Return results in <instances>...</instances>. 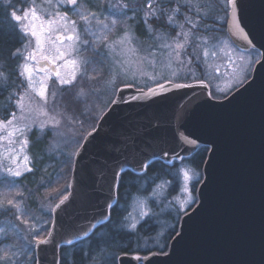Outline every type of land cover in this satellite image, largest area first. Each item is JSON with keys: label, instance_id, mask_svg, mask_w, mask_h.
I'll return each instance as SVG.
<instances>
[{"label": "snow or ice", "instance_id": "snow-or-ice-1", "mask_svg": "<svg viewBox=\"0 0 264 264\" xmlns=\"http://www.w3.org/2000/svg\"><path fill=\"white\" fill-rule=\"evenodd\" d=\"M19 5V6H18ZM205 4L203 0H137L134 6L121 2L114 5L111 0H3L5 17L14 26L15 33L18 34L22 47H16L9 52V57L16 61L11 74L17 76L20 84L10 81L9 77H4L0 71V83H6L12 91L9 100L12 102V109L3 116H0V142H3V153H0V168L11 177L22 176L21 167L25 171H32L29 167V157L24 155V150L29 144V136L33 131L45 133L50 130L58 135L64 136L62 124L71 121L75 131L66 140L69 147L76 151L69 154L66 163H71L73 157L78 164L86 150L87 145L96 139L99 128L95 121L107 119L108 114L120 104H130L133 101L151 100L158 95H164L167 91L179 90L200 86L207 90V85L200 83L192 85L189 83L177 82L186 80L187 76L179 73L174 74V78H162L156 80L155 88H148L147 92L140 91L138 96L134 95L132 100H125L123 88L119 87L117 81H112L113 90L117 92L116 98L111 100V107L103 117L95 115L91 108L85 107L79 114L67 116L59 111V94L69 88H73L84 78L88 72V65L92 61L85 57L80 58L82 49L92 48L96 56L104 57L103 51H97L95 45L106 44L108 35L117 27L121 20L132 19L134 22H141L146 27L149 38L158 41L151 48L149 55L155 58L157 55L164 58L167 64H175L180 67H189L194 62H199L201 56L207 57L209 37L201 35L215 31L210 25L205 23L207 17L203 13ZM225 9L231 8L234 16V28L229 29L231 45L235 49L243 48L248 52L251 48L253 54L256 46L250 39V34L241 26V22L236 15L239 8V0H227ZM129 12L132 16H129ZM70 13L72 15H70ZM107 13V14H106ZM227 16V12L225 13ZM72 16L76 18L73 19ZM91 37V39H88ZM128 43V35L124 39L115 42L117 47H123ZM110 47V46H109ZM135 51V49H128ZM214 55V53H213ZM241 60L244 59L242 56ZM256 65L257 67H253ZM264 68V52H261L258 59L245 61L241 67V74H233V82L228 85L227 91H231L238 84L242 85L248 81L249 74L253 79L248 81L243 89L247 91L256 84L254 73ZM251 70V71H250ZM22 78V79H21ZM195 78V77H193ZM264 82V81H262ZM125 86H130L127 82ZM224 91V90H221ZM227 91L224 95L227 96ZM212 93H210L211 95ZM236 96L234 95L232 99ZM177 120L182 116L177 114ZM159 128L158 122L140 124L125 122L115 130L117 147L114 154H106L101 164L102 170L97 173L101 180L106 179V173H111L109 184L110 191H118L123 184L124 176L127 172H133L143 183L138 187V193H143L145 185H154L150 195L154 196L158 189H163L165 185H170V180H165L159 175L149 176L151 164L156 159L166 160L169 163L180 161L183 163V152L195 148L197 140L189 136L180 134L178 136V149L165 150L159 156H145L139 144L154 139L150 137V131ZM213 157L216 155L215 148L212 150ZM6 153V155H4ZM21 160L23 164H21ZM212 165L210 161L209 166ZM106 166V171L103 170ZM185 184L182 191L185 193L183 199L169 201L175 207L177 217L188 215L187 208L197 202V197L192 195L196 191L195 184H202L204 188L208 186L209 176L202 177L198 173L190 176L188 171L182 170ZM160 180L161 183H157ZM194 181L189 187V183ZM200 195H203L201 191ZM16 196L7 199V203H0V209H14L17 214L15 218L27 228L28 220L22 219L27 213L21 207ZM69 200L65 196L56 208L52 211L59 212ZM148 196L134 200L133 213H129L114 226V230L121 229L129 233H138L143 223H147L152 217V204ZM203 203H201L202 207ZM112 205L106 203L102 219L105 223L112 220ZM191 218V216H188ZM95 224L91 227L94 229ZM40 229H27V236L31 252L43 250L42 246H47L55 239V224ZM0 231H3L0 229ZM47 233L46 236L42 235ZM88 237V232H84V238ZM183 239L182 234H180ZM80 239L81 237H77ZM171 239V236L167 237ZM66 244L71 245L73 241L66 239ZM16 249V245H9L0 250V264H42L38 256L29 258L28 252L21 247ZM62 259V258H61ZM61 259L54 257L53 264H61ZM112 264H117L115 256L109 257ZM138 261L141 257L136 258Z\"/></svg>", "mask_w": 264, "mask_h": 264}, {"label": "water", "instance_id": "water-1", "mask_svg": "<svg viewBox=\"0 0 264 264\" xmlns=\"http://www.w3.org/2000/svg\"><path fill=\"white\" fill-rule=\"evenodd\" d=\"M236 15L250 34L256 51L264 52V0H239ZM231 28H234V16L229 7L228 37ZM239 50L245 52L243 48ZM254 75L255 85L243 90L253 79L252 75L223 99L213 98L205 81L183 82L203 83L207 90L200 86L169 90L151 100L141 98L139 102L117 105L107 119L98 120L96 139L87 145L78 164L74 157L66 194L69 200L58 213L52 211L55 239L34 255L42 264H53L54 257L60 259L63 247L89 238L106 224L98 218L103 216L107 202L110 201L112 209L117 205L118 191L109 190L110 172L104 180L99 179L97 173L102 170L104 156L114 154L118 146L115 130L125 122H158L159 128L150 131L154 139L138 145L145 156L150 158L165 150L178 149L180 134L196 139L197 146L182 154L188 159L202 147L209 149L202 169V177L209 176L208 186L199 185L197 203L187 216H182L178 233L166 253L124 254L118 258V264H264V68ZM120 87L125 100H132L140 91H148L133 85ZM110 107L111 104L104 113H108ZM177 114L182 119L177 120ZM154 162L169 165L179 161L169 163L156 159ZM103 170L106 171V166ZM92 224L96 225L94 229ZM85 231L87 238H84ZM66 239L73 243L66 244ZM138 256L142 258L139 261Z\"/></svg>", "mask_w": 264, "mask_h": 264}, {"label": "rangeland", "instance_id": "rangeland-1", "mask_svg": "<svg viewBox=\"0 0 264 264\" xmlns=\"http://www.w3.org/2000/svg\"><path fill=\"white\" fill-rule=\"evenodd\" d=\"M41 2L42 0H37L38 4ZM120 2L121 0H111V3L114 5ZM122 2L134 6L137 0H122ZM203 2L205 7L202 11L207 17L205 23L215 29V31L201 33V35L210 38L208 43L209 55L207 57L201 56V60L194 62L190 68L167 64L164 58L159 55L152 58L149 53L152 46L157 44L158 41L154 38H149L145 25L141 22H134L132 19L121 20L117 27L108 35L106 42L108 46L95 45L97 51H103L104 57L96 56L92 48L82 49L80 58L87 57L92 63L88 65L87 74L75 87L69 88L59 94L60 108L58 110L67 116H71L79 114L85 107H88L94 111L95 115L102 116L116 95V91L113 90L112 81H117L119 87L125 85V83H121L122 81L136 88L148 89L156 85V80L163 82L162 78H174V74L176 73L187 76L186 80L177 82L205 81L210 86L213 98L223 99L228 97L243 85L238 84L231 91H227L228 85L233 82V74L235 73L237 76H240L241 67L245 61L258 59L260 53L256 50L254 54L252 50L243 52L233 48L231 45L226 29L229 8L225 9L224 7L227 0H203ZM70 15L72 14L70 13ZM129 16H132L131 12H129ZM72 18L75 19L76 17L72 16ZM125 34L128 35V43L123 47H117L115 42L124 39ZM88 39H91V37H88ZM130 48L135 49V51H129L128 49ZM242 56L244 57L243 60L240 59ZM251 75L249 74L248 80L251 78ZM15 90L13 88L9 93L4 92L1 96V98H5L2 100L6 111L4 114H7L12 109V102L9 100V96ZM221 90L227 91V96ZM97 122L98 120L95 121L96 124ZM62 131L65 133L64 136L50 130L47 134L38 133L37 131H33L30 134L29 144L26 146L23 154L29 157V167L32 168V171H25L21 167L22 176L15 178L8 176L0 168V182L3 181V187L0 191V203L6 204L8 198L16 196L19 193L17 199L27 213L22 219L29 221L26 228L24 224H21L15 218L17 215L15 210L11 209L12 220L4 219L5 221L0 226V229L3 230L0 231V250L5 249L9 245H16V249L14 250H19L22 247L25 252H28L29 258H31L34 253L30 251L31 246L28 243L31 237L25 238L27 236V229L33 227L40 229L45 226H49L50 229L52 210L56 203L68 193L74 157L71 163H66V161L69 154L76 151L75 148L69 147L66 143V140L75 131V127L71 121L63 122ZM0 135H3V133H0ZM37 142L45 145V152L43 154L45 157L43 158H36L32 154L34 145ZM0 153H3V142H0ZM21 164H23L22 160ZM166 165L174 167V170L170 172L171 176L160 177L170 180V185H165L163 189H158L156 194L152 196L150 194L154 185L146 184L142 194L136 190L125 201L123 200L119 204L122 220L129 213L136 215L133 212V208L134 200L137 198L142 199L144 196H148L150 201L156 202L152 204L151 219L147 223H143V228L136 233L137 241L133 245V251H136L137 253L135 254L140 256H148L153 253H159V251L167 252L170 240L176 236L175 233L171 235L172 231L177 227L179 230V224L184 215L177 217L176 209L169 204V201L185 197V193L182 191L185 184L182 170L188 171L190 176H194L196 173L202 176V173L191 167L185 160L183 163L179 161ZM39 166L42 168V174H49L45 176V180L39 179L33 188H28L24 185H22L23 187H18V184L14 185L15 180L23 178L26 174L33 173ZM149 176H154V174ZM142 183L143 181L140 179L137 187ZM157 183H161V181L158 180ZM192 183L194 181L189 183V187H191ZM199 185L195 184L196 191L192 192L193 196L197 197ZM196 203L191 204L187 208V212L191 211ZM6 210L0 209L1 212H5ZM4 223H7L8 226H3ZM152 228L153 230H151ZM42 235L46 236L47 233H43ZM168 236H171V239H168Z\"/></svg>", "mask_w": 264, "mask_h": 264}, {"label": "trees", "instance_id": "trees-1", "mask_svg": "<svg viewBox=\"0 0 264 264\" xmlns=\"http://www.w3.org/2000/svg\"><path fill=\"white\" fill-rule=\"evenodd\" d=\"M2 8L3 0H0V9ZM21 46L22 42L19 40L18 34L15 33L14 26H12L11 22L6 19L4 12L0 10V71L4 73V77H9L10 75L9 82L14 81L17 85L20 83V80L17 79L16 75L11 74L17 62L9 57V52L16 47ZM10 90L11 89L6 86V83H0V115H3L6 112L2 101L5 98H1V96L4 92L9 93ZM44 152L45 145L41 142L35 143L32 154L35 155L36 158H43L45 157L43 155ZM207 155L208 148L202 147L192 157L184 160L191 167H194L202 173V168ZM41 169V166H39L38 169L33 171V173L26 174L23 178L15 180L14 185L18 184V187H23L22 185H24L28 188L35 187V184L39 179L42 178V180H45V176L49 175L48 173L42 174ZM173 170L174 167H169L162 162H154L149 169V175L156 174L159 176H171L170 172ZM139 180L140 179L132 172H127L125 174L123 184L118 190L117 205L112 209V220L98 228L89 238L73 246L63 247L60 253V259L62 258L61 264H112V261L109 259L111 256L117 258L118 264L119 256L137 253L136 251H133V245H135L137 241L136 234L129 233L124 229L117 232L114 230V226L121 221L122 217L119 204H121L123 200L125 201L130 194L137 190ZM2 187L3 181L0 182V191L2 190ZM6 211H0V226L2 225V222L5 221L4 219L12 220V210L7 209ZM3 226H8V224L4 223ZM151 230H153V228ZM177 230L178 227L172 231L171 235L174 233L176 235ZM163 252L165 251H159V253Z\"/></svg>", "mask_w": 264, "mask_h": 264}, {"label": "flooded vegetation", "instance_id": "flooded-vegetation-1", "mask_svg": "<svg viewBox=\"0 0 264 264\" xmlns=\"http://www.w3.org/2000/svg\"><path fill=\"white\" fill-rule=\"evenodd\" d=\"M185 82V81H184ZM186 82H193V81H186Z\"/></svg>", "mask_w": 264, "mask_h": 264}]
</instances>
